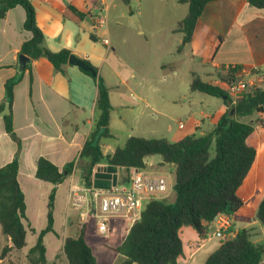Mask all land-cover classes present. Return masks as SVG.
Masks as SVG:
<instances>
[{"label": "crops", "instance_id": "1", "mask_svg": "<svg viewBox=\"0 0 264 264\" xmlns=\"http://www.w3.org/2000/svg\"><path fill=\"white\" fill-rule=\"evenodd\" d=\"M174 1L179 3V0ZM31 2L36 10L37 24L45 35L47 47L53 52L68 49L79 59L87 60L97 68L109 89L112 106L109 129L112 130L113 120L124 126L126 119L120 113H118V119L113 118V114H117L119 109L124 111L127 107L121 99L123 93H120V97L118 96L120 101L116 98V92H122L121 88L124 84L117 81L119 74L114 68L108 66L104 70V62L106 63L104 58L99 65L100 56L95 53V46L98 43L90 39L94 27L97 28L102 19L101 12L106 10L109 13L115 0H111L110 3H107V0H31ZM70 6L89 16L94 25L91 26L86 20H79ZM25 18V10L17 6L0 20V103L5 100L6 82L21 75V80L14 87L12 109L13 129L21 147L19 150L17 141L6 132L3 117L0 116V168L11 162L20 151L18 182L25 197L26 219L23 220V224L27 232L25 247L20 251L10 250L3 258L1 257L3 248L11 247L12 243L3 235L0 225V264H30L29 251L35 246L39 233L47 226L48 198L54 186L36 177L37 162L42 157L48 159L61 171L67 164L75 163L72 174L57 187L54 232L44 237L46 264L49 259L55 262H62L65 259L68 264L63 253L65 240L70 237L68 236L70 229L68 216L70 213L74 215L77 213L80 225L79 235L84 227L86 239L87 228L90 225L86 220L82 222L80 217L81 212L86 210L87 204L93 201L90 193L92 187H86L82 178V167L87 160L80 159V154L89 136L95 130L99 118V111L96 108L98 89L94 80L78 67L69 64L64 68V73L57 72L53 64L44 57L32 62L31 72L29 70L21 72L20 48L31 37V33L23 28ZM104 34L109 35L107 26L101 34L97 28L96 36L109 48L111 42L106 38L102 39ZM104 40H107L109 45L105 44ZM182 40L183 35L180 41ZM186 48L197 51L200 63L210 68L209 71L204 72L209 78L207 81L215 84L220 82L217 74L227 64L264 70V9L251 6L246 0L212 1L206 5L199 18L192 41L183 45L180 53H183ZM111 49L115 50L113 45ZM195 59L191 56V61ZM113 94H115L114 97ZM227 110L228 107L223 102L218 113L208 117L214 128L219 117ZM262 117L264 113H257L246 121L256 124V120ZM196 128H200L199 124ZM205 133L202 131L201 135ZM255 135L258 149L256 163L239 188L238 195L243 200L241 209L255 201L257 212L264 198V160L262 159L264 128L259 132L256 130ZM100 146L104 155H112L118 148L108 146L109 151H106L101 141ZM150 157L145 159V169L167 179L169 177V186L173 190L176 167L173 164H163V160L154 164L148 161ZM158 164H160L159 167ZM173 166L175 174L172 178L169 170H172ZM98 167L105 168L106 165H97L95 169ZM72 190L77 194L78 204L74 206L71 202ZM79 198L81 200H78ZM241 209L231 218V230L234 235L240 230L235 229V224ZM93 223L97 230L95 220L91 225ZM128 223L131 222L126 219H112L109 224V235L111 232L117 234L118 231L128 227ZM243 228L252 229L253 242L264 244V228L256 219L243 225L241 229ZM209 239L201 241L197 238L194 241L197 249L187 256L183 264H189L194 253L206 248V241ZM119 245L121 244H113L111 250L117 252L115 248Z\"/></svg>", "mask_w": 264, "mask_h": 264}, {"label": "trees", "instance_id": "2", "mask_svg": "<svg viewBox=\"0 0 264 264\" xmlns=\"http://www.w3.org/2000/svg\"><path fill=\"white\" fill-rule=\"evenodd\" d=\"M123 1L128 5V0ZM212 1L219 0H179L180 4L188 5L186 16L177 23L175 30L183 35L182 46L192 41L199 18L206 5ZM246 1L257 9H264V0ZM17 6L25 10L23 28L31 33L30 39L20 48L19 58L22 55L28 58L25 64H21V72H31L32 62L44 57L53 64L57 72L64 73V68L69 65V58L73 54L68 49L53 52L47 47L31 0H0V20ZM70 9L79 20L86 19V14L71 6ZM90 39L99 42V38L93 33L90 34ZM182 46L179 47V52ZM83 62L96 73L92 75L79 68L97 84L96 108L99 111L95 130L80 154V159L87 160L82 167L85 186L92 187L94 169L100 164L112 167L117 172L125 171L126 174L119 179V184L130 183L131 170L145 169V159L150 156L160 155L163 164H173L176 167V181L173 186L175 200L171 202L157 199L146 204L141 217L132 224L124 242L115 248L124 256L119 264H181L187 259L181 236L183 227H191L201 241L206 240L217 216L225 214L232 218L243 207L238 190L253 169L258 153L257 145L252 141L256 132L255 124L246 120L257 113H264V89L245 94L233 105L222 84L204 81L193 73L190 83L192 92L222 98L228 107L211 132L200 136H186L175 143L163 138L130 137L112 155H104L100 141L109 133L112 109L109 89L97 68L87 60ZM238 69L240 66L230 73L234 74ZM230 73L222 70L217 77L220 82L229 83L234 81ZM20 80L21 75L6 82L5 100L0 103V116L3 117L5 130L17 141L19 150L21 144L13 129L12 109L14 87ZM19 153L20 151L11 162L0 168V225L3 235L12 243L11 247L3 248V258L10 250L20 251L26 245L27 232L23 224L26 219L25 197L18 182ZM74 166L75 163L71 162L61 171L46 158L42 157L37 162L36 177L53 184L54 187L48 198L47 226L39 233L35 246L29 251L30 264H46L44 237L54 232L57 187L72 174ZM256 220L264 228V198L257 208ZM252 236L250 228L238 230L233 238L220 244L209 255L205 264H261L264 260V244L253 242ZM63 253L68 264H98L86 239L84 227L78 237L66 238Z\"/></svg>", "mask_w": 264, "mask_h": 264}, {"label": "rangeland", "instance_id": "3", "mask_svg": "<svg viewBox=\"0 0 264 264\" xmlns=\"http://www.w3.org/2000/svg\"><path fill=\"white\" fill-rule=\"evenodd\" d=\"M110 1L107 0V3ZM128 1L126 5L123 0H115L109 13L106 10L101 12L104 24L97 23L96 26L100 34L107 26L109 35H102V39H108L115 48L112 50L111 45L107 48L99 39L95 46V53L100 56L98 63L100 65L104 58L106 60L104 70L111 66L118 72L117 81L122 82L124 87L121 88L122 92H116V98L123 93L121 99L127 105L124 111L119 109L117 114H113V118L118 119L120 113L126 122L121 126L119 122L113 120L112 130L109 129L108 135L101 139L104 149L109 151L108 146L123 147L130 137L163 138L175 143L186 136H200L202 131L211 132L214 125L208 117L218 113L223 99L192 92L190 89L192 73L207 81L209 78L204 72L209 71L210 68L200 63L196 50L194 52L193 49L186 48L183 53L179 52V47L182 46L180 41L182 34L175 30L177 23L186 16L188 5L176 3L174 0ZM135 15L137 17H134ZM191 56L196 58L195 61H191ZM112 77L115 79L113 75ZM260 120H256L257 123ZM179 122L183 123V129L179 128ZM198 124L200 128H196ZM252 141L257 143L256 135L253 136ZM212 154L214 155V148ZM262 159L264 160V154ZM148 161L157 164L158 161H162V157L154 155ZM169 171L172 173L170 177L173 178L175 167L173 166ZM125 174L124 170L118 171L119 178ZM166 180L169 183L170 178ZM174 198L175 193L171 189L167 200L172 201ZM76 215L70 213L68 216L70 237H76L80 232ZM92 218H86L90 224L87 228V241L98 263H121L124 256L111 250V247L113 244L124 242L131 223L117 234L111 232L110 235L103 236L97 232L95 223L91 225L94 221ZM254 219H256V209L255 201H252L237 214L235 229H241L243 225L251 223ZM181 236L185 254L189 256L197 249L194 241L198 236L191 227H183ZM219 245L220 241L210 235V239L206 241V248L194 253L189 264H205L209 255ZM47 264L67 263L65 259L62 262L49 259ZM261 264H264V260Z\"/></svg>", "mask_w": 264, "mask_h": 264}, {"label": "built area", "instance_id": "4", "mask_svg": "<svg viewBox=\"0 0 264 264\" xmlns=\"http://www.w3.org/2000/svg\"><path fill=\"white\" fill-rule=\"evenodd\" d=\"M99 24H104V20L101 19ZM104 43L109 45L107 40H104ZM235 69H237V66L230 64L222 67V70L227 74ZM230 75L234 77V81L229 83L218 82L217 84L224 86L232 99L231 103L233 105L245 94L264 89V70L257 67H240L234 74L231 72ZM262 118L254 125L255 130L264 127V117ZM183 127V123L179 122V128ZM130 178V183L119 184L118 180L117 185L112 186L110 189H96L92 186L90 193L93 201L87 204L84 212H81V221L84 222L86 218L92 215L98 233L106 236L110 233L109 224L112 219H126L134 223L141 217L148 202L170 197L171 187L164 176L146 169H132ZM76 196V192L72 190L71 202L73 206L78 204ZM212 225L214 229L210 235L212 238L219 240L220 244L234 237L231 231L232 220L230 216L221 214L215 218Z\"/></svg>", "mask_w": 264, "mask_h": 264}, {"label": "water", "instance_id": "5", "mask_svg": "<svg viewBox=\"0 0 264 264\" xmlns=\"http://www.w3.org/2000/svg\"><path fill=\"white\" fill-rule=\"evenodd\" d=\"M86 22H88L91 26H93V21L91 18L88 16L86 17ZM95 34L97 33V28L94 27ZM20 63L25 64L28 61V58L25 56H20ZM70 65L78 67L83 69L86 72H90L92 75H95V71L85 65L83 60L79 59L77 56L72 55L69 58ZM225 98V97H224ZM234 113V110H232L231 114ZM118 183V172L114 170L112 167H106V168H96L94 174H93V182L92 186L96 189H110L112 186H116Z\"/></svg>", "mask_w": 264, "mask_h": 264}]
</instances>
